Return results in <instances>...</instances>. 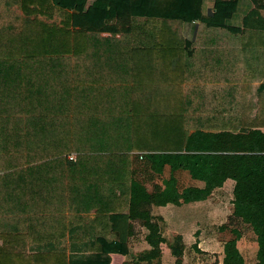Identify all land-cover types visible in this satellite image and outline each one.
Segmentation results:
<instances>
[{
  "label": "trees",
  "instance_id": "16d2710c",
  "mask_svg": "<svg viewBox=\"0 0 264 264\" xmlns=\"http://www.w3.org/2000/svg\"><path fill=\"white\" fill-rule=\"evenodd\" d=\"M87 1L0 0V264H108L139 227L146 247L123 264H152L166 242L152 207L228 178L264 264V45L229 37L264 32V0ZM195 20L197 39L171 25ZM257 70V104L239 106L256 114L235 117ZM134 154L168 177L147 188ZM182 169L204 185L180 188ZM231 232L216 264H246Z\"/></svg>",
  "mask_w": 264,
  "mask_h": 264
},
{
  "label": "rangeland",
  "instance_id": "374dc122",
  "mask_svg": "<svg viewBox=\"0 0 264 264\" xmlns=\"http://www.w3.org/2000/svg\"><path fill=\"white\" fill-rule=\"evenodd\" d=\"M90 1L91 0H89V2ZM89 2H87V4ZM54 18L59 20L60 15L58 12H56ZM180 24V22L171 23L178 34H188L190 37L195 34L199 36L201 30L200 23L196 24L194 28L193 26L190 28L189 26H182ZM229 37L239 48H250L255 45L256 42L264 45V32L258 33L247 30L239 35L230 34ZM244 54L245 51L243 57ZM240 55H242V53H240ZM254 73V76L248 81L249 86L252 85V83L257 85L263 74L260 70ZM248 93H253L252 96L257 95L256 91L249 90ZM134 162L136 167L135 176L144 181L149 189L152 187V183L156 182V178L162 182V179L169 175L168 165L163 168V171L157 173L152 170L153 168L151 169L150 164L145 163L144 158L142 159L135 155ZM187 183H189V181H183V184ZM231 190V185L224 186L223 188L216 187L211 194L201 202L165 205L162 208L152 207L153 213L157 214L161 212L165 217V223L162 227L166 239V242L163 244V264H175L173 260L170 261L171 256L169 254L171 246L174 243H181L183 245V261H181L180 264H216L223 256V242L232 236L231 229L235 227L242 232V236L238 239L237 243L245 259V263H255L257 250L256 235L249 225L243 223L240 218L231 214ZM91 216H93V214H91ZM143 231L144 230L139 227L137 234L131 241L130 248L133 255L140 249L146 247V243L143 239ZM178 236H180V239ZM166 243H171L172 245L166 246ZM173 250L175 251V248Z\"/></svg>",
  "mask_w": 264,
  "mask_h": 264
},
{
  "label": "crops",
  "instance_id": "0c3cea01",
  "mask_svg": "<svg viewBox=\"0 0 264 264\" xmlns=\"http://www.w3.org/2000/svg\"><path fill=\"white\" fill-rule=\"evenodd\" d=\"M142 1L144 3H148L149 2V0H142ZM87 2H89V0ZM213 3H214V0H202V11H204V12H211V10H213ZM198 23H199L198 20H195V21H192V22H182L180 25H182V26L186 25V26H189L190 28L193 26V28H194V26L196 24H198ZM180 34L182 36H184V35L187 36L188 35V34H183V33H180ZM188 36L190 37V35H188ZM199 36H200V34H199ZM199 36H196V34H195V35H193L191 37L194 38V39L195 38L197 39V38H199ZM256 87H257V85H254V83H252V85H250L248 87L247 92L245 91L244 93H242L240 96L237 97V99L235 101V104H234V109H233V114H234L235 117L238 116V115H242L241 117H242V119H244V117H248L249 118V117H254L255 116V114H256V108H253L252 111H249L247 113L246 110L241 111L240 108H239V106H240V104L245 105V107H247L246 105L249 104V103H252L253 105H256L257 104V96L256 95L252 96L253 93H248L249 90L250 91H256ZM263 129H264V126H263ZM175 175L177 177L178 185H179L180 188L186 187V186H198V187H202L204 185V182L202 180L193 178L191 176V174L189 173L188 170H184V169L177 170L175 172ZM184 180L189 181V183L183 184V181ZM155 181L158 182V183L161 182L157 178H156ZM233 184H234V181L232 179L228 178V179H226L224 181V183L221 186V188H223L224 186L226 187L228 185L229 186L231 185L233 187ZM201 201L202 200H195V201L185 202V203H182V204H186V203H197V202H201ZM165 205L169 206V205H174V204L173 203H167ZM165 205H159V206L154 205V207L162 208ZM157 214H159L162 217V227H163V224L165 223L164 222L165 217H164L163 214H161V212H159ZM162 234L164 236L163 229H162ZM26 243H27L26 251H29V248L34 247V244L32 245V244H29L28 242H26ZM26 243H24V246L22 248L25 249ZM163 244L161 246V250L162 251H161L160 256L157 257V258H153L152 259V262H153L152 264H155V263H157V264H163V253H164ZM170 244L171 243H166V246H168ZM37 245L39 247H41V248L44 247V246H42L40 244H37ZM173 249H174V244L171 246V250L169 251V254L171 256L170 261L173 260L175 262V264H180L181 261H183V258L181 257V259L177 262L176 261V255L174 254V252H173L174 250ZM131 252L132 251H131V248H130V253H128V254L115 253V252L114 253H111L110 254V256H111L110 257V261H109L108 264H123V262L125 260H129V259H131V257H133V254ZM18 255H20V254H18ZM32 256H34V255H32ZM182 256H183V254H182ZM17 257L18 258H16L14 260V262L11 263V264H44L43 262H38L34 258H32L30 260L29 257H31V256H29V255L27 256V255H25L23 253L21 254V257L20 256H17ZM46 264H64V263H63V261H60L59 260V257H58V260L55 259L54 261L48 262ZM142 264H150V263L142 262Z\"/></svg>",
  "mask_w": 264,
  "mask_h": 264
},
{
  "label": "built area",
  "instance_id": "2783aa9c",
  "mask_svg": "<svg viewBox=\"0 0 264 264\" xmlns=\"http://www.w3.org/2000/svg\"><path fill=\"white\" fill-rule=\"evenodd\" d=\"M73 156H74L73 154L70 155V157H73Z\"/></svg>",
  "mask_w": 264,
  "mask_h": 264
}]
</instances>
